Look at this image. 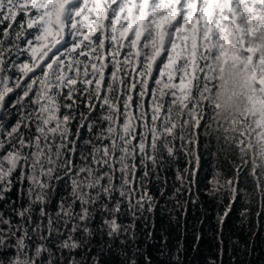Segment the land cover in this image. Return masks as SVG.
<instances>
[{
	"label": "snow or ice",
	"instance_id": "1",
	"mask_svg": "<svg viewBox=\"0 0 264 264\" xmlns=\"http://www.w3.org/2000/svg\"><path fill=\"white\" fill-rule=\"evenodd\" d=\"M202 180L260 235L264 0H0V264H184Z\"/></svg>",
	"mask_w": 264,
	"mask_h": 264
},
{
	"label": "trees",
	"instance_id": "2",
	"mask_svg": "<svg viewBox=\"0 0 264 264\" xmlns=\"http://www.w3.org/2000/svg\"><path fill=\"white\" fill-rule=\"evenodd\" d=\"M206 183V180L201 182V204L195 209L189 208L186 229L183 225L184 217H180L179 225L175 220L170 225L167 220L164 221V227L169 233V244L175 245L178 241H183L185 245V252L183 253L184 264H208L209 260L213 258L216 259L217 264H220L221 260L223 264H249V262L251 264H261V260L264 259V229H254V231H259L260 235L253 237L247 224L241 225L239 223V205H237L236 211L224 227L225 243L222 255L217 247V241L213 238L214 234L211 225L215 223L214 219L203 225V239L200 241L198 249L193 247L195 244L193 238L194 229L200 228L199 221L196 219L197 215L201 214L200 218H203L202 214H206L214 218L216 213L215 203L204 195L203 188ZM156 223L158 226L157 235L159 236V225L161 223L159 214H157ZM143 226V222H141L140 227L143 228ZM246 244L255 246V252L250 256L244 252ZM149 250L154 259H159L156 248L150 247Z\"/></svg>",
	"mask_w": 264,
	"mask_h": 264
}]
</instances>
